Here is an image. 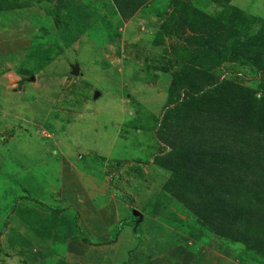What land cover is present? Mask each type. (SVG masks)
<instances>
[{"label":"rangeland","instance_id":"1","mask_svg":"<svg viewBox=\"0 0 264 264\" xmlns=\"http://www.w3.org/2000/svg\"><path fill=\"white\" fill-rule=\"evenodd\" d=\"M185 65L264 97V0H155L130 17L113 0H0V264H264L250 239L187 228L165 190L157 131ZM111 203L116 242L85 243ZM123 219L141 237L125 224L120 241Z\"/></svg>","mask_w":264,"mask_h":264},{"label":"trees","instance_id":"2","mask_svg":"<svg viewBox=\"0 0 264 264\" xmlns=\"http://www.w3.org/2000/svg\"><path fill=\"white\" fill-rule=\"evenodd\" d=\"M113 1L122 16L130 17L155 0ZM168 90L172 105L157 136L169 149L155 156V163L171 171L165 190L191 208L198 222L187 228H198L203 236L250 239L264 253V97L195 65L176 73ZM119 224L136 226L130 219ZM82 239L100 245L115 236L92 242L82 232Z\"/></svg>","mask_w":264,"mask_h":264},{"label":"crops","instance_id":"3","mask_svg":"<svg viewBox=\"0 0 264 264\" xmlns=\"http://www.w3.org/2000/svg\"><path fill=\"white\" fill-rule=\"evenodd\" d=\"M105 206L103 207V209L100 208V210L98 211V217L96 219H93L92 222H89L90 223L89 224L90 227H88V228L90 230L83 229V231L86 232V234L88 236H91L92 240H95L93 236H96V237H99V238H100V235L103 236V238H104L103 240H98L96 238L97 241H94V242L105 241L108 238H110V239L113 238L112 235H111L112 234V227H113V225L118 224V222L116 223V221H118V218H120L121 215H122V213L118 209V207H115L116 206L115 204L111 203V204H109V206H107V205H105ZM109 207H111L112 210H110ZM103 210L105 212H106V210H108V212H111V213H109V214L106 213L108 215H106V214L103 215V213H102ZM123 230H124V228L119 233L120 241L122 240V237H123L122 236V231ZM81 232L82 231H80V237L82 239V233ZM115 238H116V236H115ZM100 245H103V244H100ZM152 264H154V263H152Z\"/></svg>","mask_w":264,"mask_h":264},{"label":"water","instance_id":"4","mask_svg":"<svg viewBox=\"0 0 264 264\" xmlns=\"http://www.w3.org/2000/svg\"><path fill=\"white\" fill-rule=\"evenodd\" d=\"M73 73L74 74H78L79 73V65H74L73 66ZM99 94H100V92L97 90L96 93H95V97H97ZM134 216H141V213L136 208H134Z\"/></svg>","mask_w":264,"mask_h":264}]
</instances>
